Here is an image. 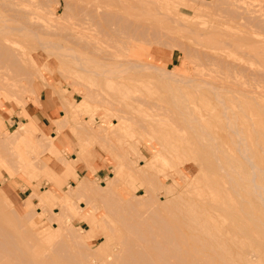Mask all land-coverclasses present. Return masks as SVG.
<instances>
[{"label":"rangeland","instance_id":"obj_1","mask_svg":"<svg viewBox=\"0 0 264 264\" xmlns=\"http://www.w3.org/2000/svg\"><path fill=\"white\" fill-rule=\"evenodd\" d=\"M17 26L25 27L26 31H13ZM11 32L13 34L5 35ZM3 37L8 38V41H4ZM41 40H46L44 43L49 44L58 43L61 48L42 47L41 44L38 45ZM10 41L17 44L15 48L22 50L25 57L33 60L32 67H29L34 74L29 72V67L26 68L28 74H33V77L28 76L33 78L30 81V78L25 76V69L20 70L23 71L22 74L16 69L8 70L3 65L5 63H0V83L13 80L15 82H10L8 86L3 84V87H8L9 90H0V141L3 144L5 137L15 135L14 139L12 136L9 138L12 143L14 141L13 144L4 143L7 150H2L0 142L1 151L7 152L3 153L4 157L0 161V211L15 212V215L9 214L14 216L12 222L25 224L28 238L33 235L36 240H42L54 232L58 225H70L74 232L77 231L76 234L81 232L80 234L85 236L84 240L89 247L101 245L102 255L108 262L120 264L121 260L116 259V251L120 250V255H124L129 248V251H132V246L142 241L139 235L135 238L134 232H146L148 235L146 229L153 231L154 225H166L164 220L169 225L185 229L194 225V221L189 219L194 217L195 221H198L197 224L202 225L208 221L209 229L213 231L217 228L225 234L224 241H221V250L213 241H207L205 245L200 244L199 257L203 259L201 261L205 263L209 260L206 264H246L249 259L253 264H264V205L249 187L250 165L240 156L241 148L238 150L239 147L233 144L235 135L223 128V106L228 105L231 110H226V115H234L242 137L246 140L247 147H250L249 153L254 157L257 167L264 171V0H0V44H9ZM87 44L95 47L94 54H90L92 57L99 61L103 59L105 67L103 65L95 68L98 69L97 72L103 67L110 68L111 65H118L120 62L126 64L128 61H137L133 62L135 67L141 66L138 64L141 63V71L140 67H137L139 72L135 73L136 69L133 70V67L130 72L126 71L124 75L117 76V79L114 74H111L114 78L110 77V73L107 74L109 77L90 76V79H87L62 53V48L68 47L77 55H82L88 47ZM84 48L86 49L83 50ZM56 50H61V53ZM159 68L160 73L157 71ZM165 72H171V75H167V78ZM15 73L20 74L17 75L18 78ZM28 80L31 86H28ZM206 83L221 89V102L216 100L211 88L205 86ZM88 87L90 88L87 90ZM83 90H86L88 95L85 96L87 92ZM49 93L55 100L59 99L60 114L64 115L65 112L70 117L62 118L63 122L58 124L62 130L60 133L68 144H63L62 148L54 146L48 151L52 155L48 153L47 160L50 159L56 174L53 170H46L47 162L40 161V155L44 153L43 147L48 146L50 142L52 144L53 140L48 137L43 142H29L24 136L31 134L27 129L33 123L29 116L30 109L37 117L40 130L44 129L45 125H51L46 113L41 112L43 108L40 102V98L47 99ZM99 93L109 99L116 110L120 108L123 112H115L109 106L108 108L104 104L101 105L99 101L102 96L98 95ZM62 104L69 109L64 108ZM238 106L242 107L241 111H238ZM232 107H235L234 110ZM185 111L189 113H186L188 117L184 114ZM113 112L126 119L117 120ZM193 115L202 116L204 127L215 132L218 162L226 171H230L229 167L234 169L230 168L244 199L243 211L240 213L234 211L239 207V199L228 190V176L218 169V162L214 160L209 148L195 142L194 132L197 124L192 120ZM185 123L191 126L192 131ZM88 125L91 130L85 129ZM177 125L182 127L184 132H179L178 137L181 135L180 138H185L184 141L178 137H175L176 140L173 138L174 130L179 128ZM14 131L18 132L17 137ZM49 132L53 136L59 133L55 128ZM36 135L41 139L39 131ZM166 135L173 141H165ZM186 141L189 144H185ZM171 143L179 147L173 151V148H169ZM9 146H12V152ZM35 148L37 152L43 153L38 155ZM52 151L57 154L53 155ZM160 152L163 157H167L166 160L159 156ZM78 156L82 157L84 164L77 165L79 161L72 160ZM20 157L29 163L26 167L19 160ZM155 158V164L150 163V160ZM71 164L74 166L72 169L69 168ZM197 164H201L202 171L198 170ZM5 166L12 168L9 174L1 170ZM93 166L96 167L95 170ZM76 171L80 175L78 178H75ZM64 172H69L73 180L70 176L67 180L61 178ZM258 175L257 181L264 186V175ZM81 180H84V184L80 190L67 195L66 192L72 190ZM188 182L187 187L185 184ZM106 183L114 186L111 194L116 199L114 197L110 203L112 197L105 194L109 196V201L105 200L108 199L106 196L103 197L104 202H109L105 204L99 201L103 199L97 201L92 197V190H97V187L101 190L103 186L108 185ZM167 188L173 193L184 191L185 194H181L180 201L178 198L170 201L172 206L165 203L174 196L167 192ZM146 189H151V194L147 193ZM39 197L44 200L42 204ZM122 197L131 200L130 206L140 199L142 202L136 206L137 211L133 209L135 212H131L129 207V212L123 209L127 202ZM117 199L119 204L123 200L122 208L117 207L123 210L119 211V215L113 216L115 209H112V204ZM66 202L67 210L62 212ZM119 204H115V208ZM155 204L157 208L165 205L158 208L159 212L153 209ZM96 206L98 211L91 208H97ZM154 210L157 213L153 212ZM64 213L66 217L61 219ZM135 213L138 214V220ZM54 214H58V217L60 215L59 220H62L63 224L54 219ZM129 214L134 217L131 219ZM175 214V217L179 216L176 219L173 218ZM151 218L163 221L158 223L153 219L150 222ZM248 218H255L256 222L252 220L251 223ZM139 221L143 223L138 224ZM93 222L97 227L95 226L96 229L92 233L97 235L95 238H89L86 236V230L92 227ZM129 222L134 230L140 227L139 230L131 231L128 228ZM3 223L5 225L4 221H0V226H9V223L6 222L5 226ZM126 223L129 224L128 227ZM232 229L237 233L235 237L231 235ZM60 230L56 235L58 240L73 245V239L67 236L68 232L64 228ZM30 240L31 245H36L35 248H41L40 243L34 242L32 238ZM46 242L49 241L42 243L45 246H42V249H47V246L53 244L47 245ZM121 242L130 244L121 247ZM55 246L56 249H51L53 264H61L66 260V264H86L87 258H90L91 264H100L95 257H91L95 256L93 252L83 246L78 247L81 245L75 248L73 246L70 251H63L59 246V252L58 246ZM125 246L129 247L128 250ZM52 251L60 254H54ZM57 255L62 258L57 259Z\"/></svg>","mask_w":264,"mask_h":264},{"label":"bare ground","instance_id":"obj_2","mask_svg":"<svg viewBox=\"0 0 264 264\" xmlns=\"http://www.w3.org/2000/svg\"><path fill=\"white\" fill-rule=\"evenodd\" d=\"M130 1H133V0H130ZM141 1V0H140ZM136 2V1H135ZM128 9V8H127ZM127 9H125V10H127ZM24 26H26V25H24ZM28 26V25H27ZM119 27V26H118ZM27 29H29L28 27H27ZM31 29V28H30ZM122 29V28H121ZM23 30H25L26 31V29H25V27H23V26H17V27H14L13 28V31H23ZM31 31H32V29H31ZM120 31V30H119ZM122 31V30H121ZM33 33V32H32ZM31 33V34H32ZM11 34H13L12 32L11 33H5V35H11ZM34 34V33H33ZM32 34V35H33ZM36 35H34V37H35ZM37 37V36H36ZM35 37V38H36ZM4 38V37H3ZM37 39H38V37H37ZM4 41H8V38H4ZM44 41H46V40H41V42L39 41V43H38V45L39 44H41L40 46H42V47H48V48H53V47H59L60 45L58 44V43H48V42H45L44 43ZM38 42V41H37ZM123 42V41H122ZM43 43V44H42ZM98 44V43H97ZM90 45H92V44H90ZM88 46V44L86 45V46H88V47H86V48H84L83 50H85L84 52H83V50H82V55H77V53L75 52V51H73L72 49H70V48H68V47H65L66 49H64V48H62V53H64L63 55L64 56H67L70 60H71V62H70V60H69V62L71 63V64H73L77 69H78V71L79 72H81L82 74H84L86 77H87V79H90V76H95L94 78H96V77H98V76H105V75H107V74H109L110 73V77L112 76V78H114L113 76L114 75H116V78L115 79H117V76H120V75H124L123 73H125L126 71H129V70H132L131 68H133L134 67V69L133 70H135L136 69V71H135V73L136 72H139V70L137 71V67L140 69V71H141V66H142V64L141 63H138L139 65H141V66H138L137 65V67H135L136 65L134 64V63H136V62H129L128 60H126V61H128V63L126 62V64H123V63H119L118 65H111L110 66V68H105V69H103L104 67H105V65H104V63L102 62V60L101 61H99L98 59H96V58H94V57H92L90 54L92 53V54H94L93 53V47L94 46ZM93 45H95V44H93ZM17 46V44L15 43V42H13V41H10L9 42V44H8V42H2L1 44H0V51L2 52V53H0V55H2V57H0V60H1V58H3L4 60L2 61H0V63H5V64H3V65H5V67L8 69V70H17L19 73H21L22 72V74H23V71H25V73H27L28 74V72H26L27 71V69L29 70V72H31L30 70L32 69H30V67L29 66H31V63L33 62V60L31 59V58H27V57H25V53L21 50V51H19V49H17V48H15ZM100 46V45H99ZM107 46H109V45H107ZM102 47V46H101ZM59 48H61V47H59ZM94 49H95V47H94ZM97 47H96V52H97ZM115 50V49H114ZM59 52V53H61L60 51L61 50H56V52ZM99 52V51H98ZM103 52V51H102ZM101 52V53H102ZM105 52V51H104ZM108 52V51H107ZM55 53V52H54ZM112 53H114V52H112ZM58 54V53H57ZM96 54V53H95ZM111 54V53H110ZM55 55V54H54ZM63 55H61V56H63ZM127 57V56H126ZM102 58V57H101ZM100 58V59H101ZM108 58H110V57H108ZM112 58V57H111ZM106 59V58H105ZM67 60V59H66ZM256 60V59H255ZM105 61V60H104ZM113 61V60H112ZM131 61V60H130ZM122 62H124V61H122ZM104 65V67L103 68H99L100 69V71L99 72H97L98 71V69L96 70L95 68H97V67H101V66H103ZM145 65H147V64H145ZM107 66H109V65H107ZM151 67L153 66V65H150ZM150 66H148V67H150ZM27 67H29V68H27ZM32 67V66H31ZM144 67V66H143ZM147 67V70L149 69ZM151 67H150V69H151ZM27 68V69H26ZM156 68V67H155ZM23 70V69H25V70H23V71H21L20 72V70ZM40 69V68H39ZM142 69H144L145 70V68H142ZM96 70V71H95ZM152 70V69H151ZM16 71V72H17ZM33 71V70H32ZM153 71H154V67H153ZM155 71H156V69H155ZM158 72L159 71H161V69L159 68L158 70H157ZM156 71V72H157ZM12 72H14V71H12ZM130 72V71H129ZM132 72V71H131ZM157 72V73H158ZM31 73H33L34 74V72H31ZM160 73V72H159ZM25 74V76H29L30 74ZM33 74L32 75H30L31 77H33ZM111 74H114V75H111ZM166 76L167 75H171V72H165L164 73ZM15 75H16V77H17V75L18 74H16L15 73ZM20 75V74H19ZM18 75V76H19ZM38 74H37V72H36V74H35V76H37ZM43 75V74H42ZM22 76V75H21ZM20 76V77H21ZM25 76L23 75L22 77H23V79L25 78ZM103 76V77H104ZM108 76V75H107ZM108 76V77H109ZM14 78H16L15 76H13ZM12 77V78H13ZM13 78V79H14ZM18 78V77H17ZM30 77H28V79H29ZM167 78H168V76H167ZM12 79V80H13ZM22 79V80H23ZM16 80V79H15ZM27 80V79H26ZM33 80V78L31 79L30 78V81H32ZM106 80V79H105ZM104 80V81H105ZM10 81V80H9ZM10 82H14V80L13 81H10ZM10 82H8V81H4V83H0V90L2 89V88H5V87H3V84H5L6 83V85L5 86H8L9 84H10ZM27 82V81H26ZM28 82H29V80H28ZM15 83V82H14ZM101 83V82H100ZM109 83V82H108ZM107 83V84H108ZM111 83V82H110ZM27 84H29L28 86H31L30 85V82L29 83H27ZM93 84V83H92ZM13 85V84H12ZM11 85V86H12ZM80 85V84H79ZM78 85V86H79ZM109 85V84H108ZM197 85H199V84H197ZM27 86V85H26ZM27 86V87H28ZM85 86V85H84ZM205 86H208L209 88H211V92H213L214 93V95H215V97H216V100L218 101V102H221L223 99H222V95H221V89L219 88V87H215V86H213V87H211V86H209V83H206V85ZM204 86V87H205ZM7 89H8V87H6ZM5 88V89H6ZM9 88H10V86H9ZM90 87H88L87 88V90L89 89ZM5 89H2V90H5ZM11 89V88H10ZM85 89V88H84ZM103 89V88H102ZM107 89V88H106ZM9 90V89H8ZM12 90V89H11ZM93 90V89H92ZM111 90V89H110ZM78 91V90H77ZM84 91V90H83ZM226 91V90H225ZM7 92V91H6ZM84 92H87L86 90L84 91ZM91 92V91H90ZM97 92V91H96ZM227 92V91H226ZM8 93H10V92H8ZM15 93V92H14ZM18 93V92H17ZM102 93V92H101ZM101 93H99L98 95H101ZM104 93V92H103ZM18 95V94H17ZM86 95H88V92H87V94L85 93V96ZM93 95V94H92ZM102 96V95H101ZM105 96V95H104ZM89 97V96H88ZM98 97V96H97ZM97 97H96V99H97ZM92 98V97H91ZM102 100H101V99ZM99 99L101 100V101H99V100H97V101H99L100 103H101V105H103L104 104V106L106 105L107 107L109 106L110 108H111V110L112 111H115V112H117V111H122V110H120V108H118L119 110H116L111 104L112 103H110V101H109V99H107V98H104L103 96L102 97H100ZM86 99H88V98H86ZM93 99V98H92ZM91 100V99H90ZM96 101V100H95ZM99 103V104H100ZM24 104V103H23ZM65 104V103H64ZM64 104H62L63 106H64V108H66L65 107V105ZM152 104H154V103H152ZM116 105V104H115ZM119 105V104H118ZM156 105V104H155ZM24 106H25V104H24ZM72 106V105H71ZM175 106V105H174ZM234 106V105H233ZM241 106V105H240ZM240 106H238V107H240ZM108 107V108H109ZM159 107V106H158ZM187 107V106H186ZM177 108V107H176ZM233 108H235V107H232V109ZM67 109H69L68 107H67ZM185 109V108H184ZM183 109V110H184ZM228 109H230V108H228V105H227V107L226 106H223V112H224V114L223 115H225L224 116V122H223V128L224 129H228L229 131H231L232 132V134H234L235 135V143H233L234 145L236 144V147L238 148V150L240 149L241 151H242V153L240 154V156L243 158V160H245V161H247L249 164H247V165H250V179H249V184H250V189H251V191H253L254 192V194H256L257 195V197H258V199L260 200V202L261 203H263L262 205H264V186H262V185H260V183L257 181V176H259L258 174H263L264 175V171L263 170H260V168L259 167H257V165H256V163L254 162V157H252V155L249 153V148L247 147V143H246V140L244 139V137H242L243 136V134H242V131L239 129V127L237 126V120H235V118H234V115L233 116H231V117H228L226 114V110H228ZM238 109V108H237ZM151 110V109H150ZM231 110V109H230ZM234 110V109H233ZM236 110V109H235ZM242 110V107H240L239 109H238V111H241ZM68 111V110H67ZM161 111V110H160ZM167 111V110H166ZM179 111H180V109H179ZM123 112V111H122ZM196 112H197V110H196ZM232 112V111H231ZM114 113V112H113ZM153 113V112H152ZM186 113H188V112H186L185 111V113L184 114H186ZM202 113V112H201ZM181 114L183 115V113L181 112ZM189 114V113H188ZM233 114V113H232ZM169 115V114H168ZM187 115V114H186ZM203 115V114H202ZM113 116L114 117H116V118H118L117 120H123V119H126V118H124V117H121L120 115H117V114H113ZM176 116V115H175ZM189 116H191L192 117V114H190ZM187 117H188V115H187ZM191 117H190V119H191ZM193 117L194 118H192V120L194 121V123L195 124H197L196 125V129H195V142L196 143H198V144H204L205 146H207V148H209L208 150H210V153H211V155L213 156V158H214V160L216 161V162H218V160H219V156H218V146L216 145V139H215V132L214 131H211L210 129H208L207 127H204V125L202 124V120H204L203 119V117L202 116H199V115H196V116H194L193 115ZM176 118V117H175ZM131 119V118H130ZM129 119V120H130ZM185 119V118H184ZM191 120V121H192ZM120 121V122H121ZM158 121V120H157ZM185 121V120H184ZM190 121V120H189ZM190 121V122H191ZM131 122H132V120H131ZM137 122V121H136ZM186 122V121H185ZM140 123V122H139ZM176 123V122H175ZM135 124V123H134ZM137 124V123H136ZM179 124V123H178ZM185 124H187V123H185ZM83 125V124H82ZM84 125H85V123H84ZM116 125V123L114 124V126ZM140 126H141V124H139ZM138 125V126H139ZM175 125V124H174ZM188 125V124H187ZM86 126V125H85ZM136 126V125H135ZM178 126V125H177ZM189 126V125H188ZM145 127V126H144ZM179 127V126H178ZM190 128H191V126H189ZM82 128L84 129V126H82ZM91 127H89V125H88V127L87 128H85V129H90ZM139 128V127H138ZM177 128V127H176ZM187 128V127H186ZM116 129H118V128H116ZM141 129H142V127H141ZM146 129V128H145ZM189 129V128H188ZM91 130V129H90ZM118 130H120V128L118 129ZM129 130V129H128ZM144 130V129H143ZM147 130V129H146ZM228 130H227V132H228ZM103 131H105V129L103 130ZM175 131V135L173 136V138H175V137H178V133L179 132H181V133H184V132H182V127L180 128H177L176 130H174ZM191 131H192V128H191ZM241 131V132H240ZM136 132V131H135ZM189 132V131H188ZM16 133V137H17V134H18V132H15ZM131 133V132H130ZM186 133V132H185ZM11 134V133H10ZM116 134V133H115ZM141 134V133H140ZM173 134V133H172ZM242 134V135H241ZM132 135V134H131ZM186 135V134H185ZM185 135H184V137H185ZM11 136H12V138L14 139V136H13V134L12 135H10V137L9 138H11ZM118 137V136H117ZM133 137V136H132ZM180 137H181V135H180ZM180 137H178L179 139H183V138H180ZM9 138H6L5 137V140H4V142H3V144H2V142H1V147H2V150H3V148L4 149H8V148H6L5 147V145H4V143L5 142H7V143H9V144H13L14 143V141H13V143H12V139H11V141H10V139ZM140 138V137H139ZM167 139H170V140H172L171 139V137L170 136H165L164 137V140L166 141ZM185 139V138H184ZM184 139L182 140V141H184ZM106 140H107V138H106ZM118 140V139H117ZM175 140H176V138H175ZM174 140V141H175ZM173 141V140H172ZM36 142H37V140H36ZM156 143V142H155ZM158 143L161 145L162 144V142L161 141H158ZM189 144L188 143V141H186L185 142V144ZM8 144V145H9ZM112 144V143H111ZM165 144V143H164ZM4 145V146H3ZM51 142L48 144V147H47V149L46 150H48V151H51L52 149H53V145H52V147H51ZM191 145H192V143H191ZM189 146V145H188ZM0 147V148H1ZM8 147V146H7ZM10 147V151H11V149H12V146H9ZM112 147V146H111ZM117 147V146H116ZM119 147V146H118ZM179 146L178 145H176L175 143H171L170 144V147L169 148H173V151H175L174 149H177ZM191 147V146H190ZM204 147V146H203ZM37 148V147H36ZM35 148V152H37L36 149ZM52 148V149H51ZM162 148V147H161ZM168 148V147H167ZM45 149V147L42 149V150H44ZM56 150H57V148H55ZM165 149V148H164ZM188 149V148H187ZM39 150V149H38ZM14 151V150H13ZM53 151H55V150H53ZM52 151V153H53V155H55V154H57L58 153V150H57V153L56 152H53ZM166 151V150H165ZM172 151V152H173ZM0 154L2 155V156H0L1 158H0V161L3 159V153L5 152H3V151H1V149H0ZM12 152V151H11ZM43 152H45V150L43 151ZM42 152V153H43ZM6 154H7V152H5ZM15 153V152H14ZM38 153V155H40L39 153H41V151L39 152H37ZM41 153V154H42ZM46 153V152H45ZM50 154H51V152H49ZM176 153V152H175ZM174 153V154H175ZM5 154V155H6ZM13 154V153H12ZM14 155H16V156H18L17 154H14ZM52 155V154H51ZM177 155V154H176ZM41 156V155H40ZM159 156H161V158H163V159H165V158H167L165 155V157H163L162 155H161V152H160V155ZM172 156V155H171ZM15 158V157H14ZM157 158V157H156ZM156 158H155V160L153 159V161H151L150 160V163L151 162H153L154 163V161H156ZM160 158V159H161ZM158 159V158H157ZM159 159V160H160ZM163 159H161L162 160V162H163ZM14 161H17V160H15V159H13ZM19 160H21V162L23 163V165L26 167L29 163L28 162H25L21 157L19 158ZM166 160V159H165ZM33 161H35V160H33ZM158 161V160H157ZM32 162V161H31ZM64 162H66V161H64ZM168 162V161H167ZM13 163V162H12ZM152 163V164H153ZM166 163V162H165ZM223 163V162H222ZM229 163V166H230V162H228ZM14 164H16V163H14ZM33 164V163H32ZM34 164H35V162H34ZM40 164V163H39ZM62 164H64L63 162H62ZM155 164V163H154ZM149 165V164H148ZM198 165V164H197ZM216 165H217V163H216ZM218 169L220 170L221 169V171L223 170V172H225L226 173V176H228V185H229V188H228V190L230 191V192H232L233 194H235L236 195V197H238V199H239V207H236L237 209H234V211H236V212H242L243 211V203H244V199L242 198V196H241V193H240V189H239V186H238V184L236 183V177H235V175L234 176H232V174L233 173H231V169H233V168H231V167H229V170L230 171H226L224 168L225 167H223V165L222 164H220V162H218ZM13 166V165H12ZM65 166V165H64ZM150 166V165H149ZM152 166H154V165H152ZM231 168V169H230ZM134 169V168H133ZM136 169V168H135ZM18 170H19V168H18ZM198 170L199 171H202V166H201V164L200 165H198ZM234 170V169H233ZM16 171V170H15ZM14 171V172H15ZM134 171H136V170H134ZM155 171V170H154ZM220 171V172H221ZM225 173H223V174H225ZM234 173L235 174H237L236 173V171H234ZM159 175V174H158ZM237 176H238V174H237ZM193 179V178H192ZM191 179V180H192ZM240 180V179H239ZM238 181V180H237ZM262 181V180H261ZM146 183V182H145ZM160 183V182H159ZM243 183V182H242ZM84 184V180H81V181H79L78 182V184H77V186H75L72 190H68L67 192H66V194L67 195H72V194H74L75 192V190H80V188L82 187V185ZM106 184H108V183H106ZM147 184V183H146ZM161 185V184H160ZM187 185H189V182L188 183H186L185 184V186H187ZM155 186V185H154ZM184 186V187H185ZM96 187H97V185H96ZM153 187V186H152ZM188 187V186H187ZM95 188V187H94ZM98 189H99V187H97ZM96 188V189H97ZM117 188V187H116ZM93 189V188H92ZM92 190L93 191V193H92V197H95V200H97L98 201V199H103V200H99L100 202L101 201H103L104 202V196H106L105 194H109V196L110 197H112V198H110V203H111V199H114V197L115 196H113V194H111L112 193V191H114V186L112 187L111 186V183H109L107 186H103V188L101 189V190ZM186 189V188H185ZM149 190H151V189H149ZM149 190L148 189H146V191H148L147 193H150L151 194V192H149ZM182 190H184V189H182ZM167 192L169 193V194H171V195H173L174 194V196H172V199L171 200H167L165 203H170V201H172V200H176L177 198L179 199H181V194L184 192V191H179V192H177V193H173L170 189H168L167 188ZM152 193H153V191H152ZM32 194V193H31ZM114 194H115V192H114ZM165 194H166V192H165ZM183 194H185V193H183ZM122 195V194H121ZM148 195V194H147ZM32 196V195H31ZM37 196V195H36ZM109 196L107 197L108 199H106L105 198V200H108L109 201ZM118 196V195H117ZM123 196V195H122ZM69 197V196H68ZM118 197H120V196H118ZM117 197V198H118ZM40 198V197H39ZM126 198V197H125ZM125 198H123L122 197V199H125ZM146 198V197H145ZM115 199H116V197H115ZM119 199V198H118ZM118 199H117V201L116 202H114V204H112V206H114V208H112L113 210H110L111 208L109 207L110 206V204L108 205V207L110 208L109 209V211H113V212H115V214H113V213H111V214H113V216L114 215H119V211L120 212H122V210L125 208L126 210H130V208L132 209V211L131 212H135L134 210H138V208L136 207L137 205H139V203L140 202H142V199H140V201H138V202H136L137 200H135V204H133L132 203V206H130L131 205V203H129L131 200H129V199H125V202H127V203H129L128 205H126L127 203H125V207H123V209L122 210H120L119 208H122V206H121V204L123 205V203H122V201L123 200H121V204H119V201H118ZM120 199H121V197H120ZM119 199V200H120ZM139 199V198H138ZM180 199H179V201H180ZM69 200L71 201V197H69ZM126 200H129V201H126ZM148 200V199H147ZM146 200V201H147ZM157 200V199H156ZM44 200H42L41 198H40V202H41V204H42V202H43ZM154 201V200H153ZM165 201V200H164ZM246 201V200H245ZM106 202V201H105ZM104 202V203H105ZM113 202V201H112ZM150 202V201H149ZM162 202V201H161ZM247 202V201H246ZM68 202H66V203H64V205H63V208L61 209V211L63 212V211H66L67 210V208H66V204H67ZM106 203H109V202H106ZM105 203V204H106ZM144 203V202H143ZM148 203V202H147ZM154 203H156V202H154ZM248 203V202H247ZM101 204V203H100ZM115 204H119V205H116V208H115ZM158 204H161V203H158ZM171 204V203H170ZM95 205V204H94ZM97 205V204H96ZM146 205V204H145ZM163 205V204H162ZM162 205H160V206H158V208L159 207H161L162 208ZM165 205V204H164ZM164 205H163V207H164ZM172 205V204H171ZM178 205V204H177ZM186 205V204H185ZM119 206V210L117 209V207ZM126 206L129 208H126ZM150 206V205H149ZM154 206V205H153ZM173 206V205H172ZM186 206H188V205H186ZM97 208H95V207H91L92 209L94 208V209H96V211H98L97 209H98V206H96ZM100 207V206H99ZM105 207H107V206H105ZM41 208H43V207H41ZM158 208L156 207V204H155V208H153V209H157V211H159L158 210ZM178 208V207H177ZM192 208V207H191ZM221 208V207H220ZM44 209V208H43ZM105 209H107V208H105ZM116 209H117V211H116ZM124 209V210H125ZM134 209V210H133ZM187 209V208H186ZM194 209V208H193ZM136 210V211H137ZM148 210H150V208H148ZM192 210V209H191ZM146 211V210H145ZM144 211V212H145ZM91 212V211H90ZM126 214H128L126 211H124ZM130 212V211H129ZM151 212V211H150ZM153 212H155V210L153 211ZM152 212V213H153ZM160 212V211H159ZM228 212V211H227ZM233 212V211H232ZM235 212V213H236ZM10 213H14L13 215H15L16 213L15 212H12V211H4V212H1L0 211V221H4L5 222V225H6V222H7V224L9 223V226L8 225H4V223H3V225L5 226V227H2V226H0V264H53V263H51V261L53 260L52 258H51V249H56L57 247L55 246V245H57L58 246V252H59V248L61 247V250L63 249V251H64V249H65V251H66V249L67 250H71L72 248H73V246H74V248H75V246L77 247V245H81V246H78L79 248L81 247L82 248V246L84 247V248H86V249H88V250H90L91 252H93V254L95 255V256H92L91 255V257H95V259H96V261H98V262H100V264H111V261H107L106 259H105V256H103L102 255V252H101V250H100V248L102 247L101 245H98V246H96L95 248H91V247H89L88 246V244L85 242V236L84 235H81L82 233L81 232H79V233H77L76 234V230H75V232L73 231L74 229L72 228H70V225H69V227H67V226H65L63 223H62V220L60 221L59 219V217H60V215H59V217H58V214H57V216L54 214V219L57 221L58 220V223L60 224V223H62L63 225H58V223H57V225H58V230L56 229H54L55 231L54 232H52L49 236H47L46 238H44V239H42V240H36L34 237H32V236H30V238H32V240L34 241V239H35V241L34 242H37V243H40V245H42L43 246V244H44V242L45 241H49L48 243L46 242V244L48 245V244H52V246H51V248H50V246H47L48 248L47 249H42V246H41V248H39V249H41V250H39L38 249V247L37 248H35L36 247V245H31V240H30V238H28L29 236H27V234H28V232L26 231V228H25V224H23V223H21V222H19V223H13L12 221H13V218H14V216L13 217H11V215H9ZM124 213V214H125ZM155 213H157V212H155ZM163 213V212H162ZM185 213V212H184ZM48 214V213H47ZM125 214V215H126ZM134 214V213H133ZM150 214V213H149ZM158 214H160V213H158ZM186 214V213H185ZM191 214V213H190ZM195 214V213H194ZM233 214V213H232ZM28 215V217H29V214H27ZM35 215H37L36 213H35ZM34 215V216H35ZM63 216H64V218H62L63 216H61V219H65V213L64 214H62ZM130 215V214H129ZM135 215H136V213H135ZM138 215V214H137ZM137 215H136V218H137ZM157 215V214H156ZM180 215V214H179ZM33 216V215H32ZM31 216V217H32ZM121 216V215H120ZM123 216V215H122ZM133 216V215H132ZM132 216L130 215V218L132 219ZM140 216V215H139ZM152 217L154 216V215H151ZM161 216V215H160ZM176 216V214L173 216V218ZM188 216H189V214H188ZM197 216V215H196ZM251 216L252 217H254V215H252L251 214ZM18 217V216H17ZM27 217V216H26ZM50 217V216H49ZM118 217V216H117ZM134 217V216H133ZM140 217H142V218H144V217H147V216H144L143 217V215L142 216H140ZM139 217V218H140ZM170 217H172V216H170ZM177 217H179V216H177ZM177 217H175V219L177 218ZM190 217V216H189ZM120 218V217H119ZM124 218V217H123ZM123 218H122V220H123ZM142 218H140V220H142ZM148 218V217H147ZM159 218V217H158ZM162 218V217H161ZM191 218H193V219H191ZM191 218H189L191 221H194V225H191V226H188V227H186L185 229H183V228H181L180 226H173V225H169V223L167 224V222L164 220V222L166 223V225L165 224H161V225H164V226H159V227H156L155 225L153 226V227H155V228H153L152 230L153 231H149L150 229H146V230H148V235H146V232H145V234H139L138 232V230H139V228L137 227V230L136 231H138V232H134L135 230L133 229V225L130 223V225H132V229L130 228V225L129 224H127L126 223V225H127V227H128V225H129V229L132 231V230H134L133 232V234H135L136 236H135V238H138V237H140V238H142L140 241H141V243L139 244V242H138V244L140 245V246H138V244H136V243H134V244H136V246L134 245V246H130L132 249V251H129L130 250V248L129 247H127V246H125V248H127V250H128V248H129V250L128 251H126L125 252V254L123 255H120L121 253V251L119 250V251H116V259H120L121 261H120V264H202V263H200V261L201 260H203L201 257H199L200 255H199V246H200V244L202 245V244H206V242L207 241H213V242H216L217 243V245H218V248L220 249H223V244L221 243V241H224V233H223V231H221L220 229H217V228H214L215 230H213V231H215V232H213L211 229H209V226L207 225V223H208V221H206L205 223L203 222V224L202 225H199V224H197L198 223V221H195L196 219L194 218V217H191ZM29 219V218H28ZM152 220L150 221V222H152L153 221V219H154V221L156 220L155 218H151ZM165 219V218H164ZM185 219V218H184ZM188 219V220H189ZM255 218H252V219H250L249 220V218H248V220L252 223V220H254ZM32 220V219H31ZM120 220V219H119ZM127 220V219H126ZM129 220V219H128ZM127 220V221H128ZM134 220V219H133ZM136 220V219H135ZM137 220H138V218H137ZM162 220V219H161ZM161 220H159V221H161ZM178 220V219H177ZM51 221H52V218H51ZM60 221V222H59ZM127 221H122V222H127ZM157 221V220H156ZM159 221H157L158 223H159ZM163 221V220H162ZM168 221V220H167ZM175 221V220H174ZM179 221V220H178ZM177 221V222H178ZM255 221V220H254ZM64 222V221H63ZM135 222V221H134ZM142 223H143V221H141ZM141 222L139 221L138 222V224H141ZM145 222V221H144ZM197 222V223H196ZM256 222V221H255ZM56 223V222H55ZM70 223V222H69ZM136 223V222H135ZM145 223H147V222H145ZM144 223V224H145ZM196 223V224H195ZM11 224V225H10ZM123 224V223H122ZM137 224V225H138ZM154 224H156V223H154ZM209 224V223H208ZM253 224H254V222H253ZM124 225V224H123ZM135 225V224H134ZM157 225V224H156ZM159 225V224H158ZM175 225V224H174ZM199 225V226H198ZM96 225H94V222H93V224H92V227L89 229V230H86V236H88L89 238H95L96 237V233L95 234H93L92 232L96 229V227H95ZM141 226V225H140ZM147 226V225H146ZM150 226V225H149ZM186 226V225H185ZM255 226V225H254ZM7 227H9V228H7ZM26 227H27V225H26ZM142 227V226H141ZM61 228H64V230L66 231V232H68L67 234V236L69 237V236H71L70 238H72L73 239V245H70V242H65V241H59L58 240V238H57V233H59V230L61 229ZM123 228H126V227H123ZM128 228H126V229H128ZM135 228V227H134ZM124 230V229H123ZM141 230V229H140ZM61 231V230H60ZM144 231V230H143ZM75 234H74V233ZM125 232V231H124ZM130 232V231H129ZM232 236L233 237H235L236 235H237V233L235 234L234 232V229H232ZM81 233V234H80ZM138 233V234H137ZM130 234V233H129ZM128 234V235H129ZM132 234V235H133ZM29 235V234H28ZM116 234H114V236H115ZM127 235V236H128ZM139 235V236H138ZM138 236V237H137ZM134 237V236H133ZM148 237V238H147ZM87 238V237H86ZM129 238H131V237H129ZM128 238V239H129ZM126 239V238H125ZM124 239V240H125ZM132 239V238H131ZM30 240V241H29ZM127 240V239H126ZM125 240V241H126ZM134 240V239H133ZM138 240V239H137ZM136 240V241H137ZM145 240V241H144ZM121 241H123V240H121ZM128 241V240H127ZM132 241V240H131ZM43 243V244H42ZM45 244V245H46ZM59 244V245H58ZM72 244V243H71ZM121 244V247L122 246H124V245H126V244H130V243H120ZM119 244V245H120ZM123 244V245H122ZM131 244H132V242H131ZM215 244V243H214ZM39 244H38V246H40ZM55 247H54V246ZM216 245V244H215ZM60 246V247H59ZM72 246V247H71ZM210 246V245H209ZM34 247V248H33ZM121 247H119L120 249H122ZM134 247H137V248H135L134 249ZM202 247V246H201ZM215 247V246H214ZM43 248H45V246H43ZM50 248V249H49ZM124 248V247H123ZM78 251H79V249L78 248H76ZM220 249V250H221ZM126 250V249H125ZM208 250V249H207ZM68 251V252H69ZM52 252H54V251H52ZM58 252H56V253H58ZM220 252V251H219ZM222 252V251H221ZM55 252H54V254H56ZM66 253V252H65ZM74 253V252H73ZM209 253V252H208ZM228 253V252H227ZM230 253V252H229ZM58 254H60V253H58ZM64 254V253H63ZM68 254V253H67ZM92 254V253H91ZM65 255V254H64ZM74 255V254H73ZM217 255V254H216ZM230 255V254H229ZM55 256V255H54ZM58 256V258L57 259H59L60 260V258H62L60 255H57ZM60 256V257H59ZM63 256V255H62ZM75 256V255H74ZM202 256V255H201ZM207 256H209V255H207ZM236 257V256H235ZM67 258V257H66ZM69 258V257H68ZM206 258V257H205ZM223 258V257H222ZM249 258V257H248ZM65 259V258H64ZM63 259V260H64ZM220 259V258H219ZM62 260V259H61ZM224 260V259H223ZM90 258H87V261H86V264H91L90 263ZM209 261V260H208ZM208 261H206V262H208ZM54 262V261H53ZM66 263L68 262L67 260L65 261ZM65 262H62V263H65ZM71 262V261H70ZM201 262H203V261H201ZM206 262L204 263L203 262V264H206ZM214 262V261H213ZM61 263V262H60ZM61 263V264H62ZM65 263V264H66ZM72 263V262H71ZM225 263H227V261L225 262ZM236 263V262H235ZM55 264V263H54ZM69 264V263H68ZM73 264V263H72ZM77 264V263H76ZM79 264V263H78ZM83 264H85V263H83ZM97 264V263H96ZM99 264V263H98ZM233 264V263H232ZM246 264H253L249 259L247 260V262H246Z\"/></svg>","mask_w":264,"mask_h":264},{"label":"crops","instance_id":"obj_3","mask_svg":"<svg viewBox=\"0 0 264 264\" xmlns=\"http://www.w3.org/2000/svg\"><path fill=\"white\" fill-rule=\"evenodd\" d=\"M41 99V108H43V111H41V112H44V113H46V116H48V118L50 119V121H51V125H45V128L44 129H42V130H40L39 129V127H38V123H37V117L35 116V115H33V113H32V111H31V109H30V114H29V116L33 119V123L31 124V125H29L28 127H27V129L30 131V135H24L23 133V135L26 137V139L25 140H28L29 142L30 141H36L37 140V142H39V141H41V142H43V140H45V138H50L51 140H53V143H52V145L53 146H56V147H61L62 148V145L63 144H65V143H67V141L64 139V137L62 136V134L60 133L62 130L61 129H59L60 128V125H58L59 123H61V122H63V120H62V118H70L69 117V115H66V113L64 112V115H61L60 114V112H59V108H60V105H59V99H57V100H55V98L54 97H52V95H50V93H49V96H47V99L45 98V100H43L42 98H40ZM66 122V121H65ZM65 127V126H64ZM55 128V130L56 131H58L59 133H58V135H56V136H53V135H51L50 134V130H52V129H54ZM40 132V135H41V139H38L37 137V135H36V133L37 132ZM15 132V131H14ZM49 144V143H48ZM68 144V143H67ZM51 145V146H52ZM68 146V145H67ZM66 146V147H67ZM45 147V152L40 156L41 158H40V161L41 162H47V167H46V170L48 169V170H53L54 172H55V174L57 173V171H56V169H54V167L53 166H51V164H50V162H49V160H47L48 158H47V156H49V152H48V150H46L47 149V147L48 146H44ZM43 147V148H44ZM20 150L22 151V149L20 148ZM43 150V151H44ZM22 153H24V155L26 156V153L24 152V151H22ZM72 160H74V161H79V163H77V165L79 164H84V162L82 161V157L80 156H78V158L76 159V158H72ZM26 162V161H25ZM92 165H94V164H92ZM95 166H93V169L95 170L96 169V167L94 168ZM69 168L70 169H72V168H74V166L71 164L70 166H69ZM11 167H9V166H5V167H3L1 170L4 172V171H6V172H8V174H9V172L11 171ZM62 172H63V170H61ZM65 173V172H64ZM63 174V173H62ZM61 174V178H63L64 180H67V177H71V174L69 173V172H66L64 175H62ZM79 174H78V172L76 171V173H75V178H78L79 176H78ZM72 178V177H71ZM72 180H73V178H72ZM47 194H45V196H46Z\"/></svg>","mask_w":264,"mask_h":264}]
</instances>
